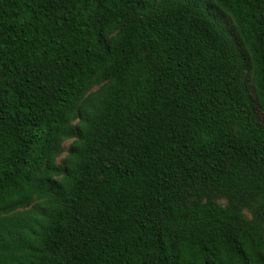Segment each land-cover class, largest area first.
<instances>
[{"label":"trees","instance_id":"obj_1","mask_svg":"<svg viewBox=\"0 0 264 264\" xmlns=\"http://www.w3.org/2000/svg\"><path fill=\"white\" fill-rule=\"evenodd\" d=\"M0 264H264L263 0H0Z\"/></svg>","mask_w":264,"mask_h":264},{"label":"rangeland","instance_id":"obj_2","mask_svg":"<svg viewBox=\"0 0 264 264\" xmlns=\"http://www.w3.org/2000/svg\"><path fill=\"white\" fill-rule=\"evenodd\" d=\"M70 142H71V141H65V142L63 143L64 152H63V154H61V155L59 156V158L57 159V162H58V163H60L61 160H62V159L64 158V156L66 155V153H67V148H68V146L70 145Z\"/></svg>","mask_w":264,"mask_h":264},{"label":"clouds","instance_id":"obj_3","mask_svg":"<svg viewBox=\"0 0 264 264\" xmlns=\"http://www.w3.org/2000/svg\"><path fill=\"white\" fill-rule=\"evenodd\" d=\"M62 139H69V140H72L73 143H78V141L76 140L75 137H72V136H69V137H62Z\"/></svg>","mask_w":264,"mask_h":264},{"label":"water","instance_id":"obj_4","mask_svg":"<svg viewBox=\"0 0 264 264\" xmlns=\"http://www.w3.org/2000/svg\"><path fill=\"white\" fill-rule=\"evenodd\" d=\"M263 2H264V0H263Z\"/></svg>","mask_w":264,"mask_h":264}]
</instances>
